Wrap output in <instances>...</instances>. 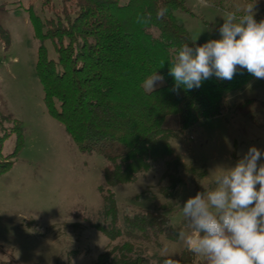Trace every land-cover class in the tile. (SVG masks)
I'll list each match as a JSON object with an SVG mask.
<instances>
[{
    "label": "trees",
    "instance_id": "16d2710c",
    "mask_svg": "<svg viewBox=\"0 0 264 264\" xmlns=\"http://www.w3.org/2000/svg\"><path fill=\"white\" fill-rule=\"evenodd\" d=\"M50 2L43 3L51 13L43 21L26 10L40 43L36 74L45 107L81 152L98 154L107 162L104 183L98 187L102 213L88 226L112 245L92 264H162L164 257L146 252L150 247L160 249L162 239L176 241V227L160 210L135 209L120 221L113 189L133 184L163 162L160 179L166 185L158 189L163 198L176 197L183 182L180 173L195 192H204L200 183L207 171L184 168L170 140L201 121L221 116L228 97L243 90L254 76L238 67L231 80L213 75L198 89L172 91L170 61L183 44L193 46L174 16L176 10H185L182 0H59L57 7ZM160 8L168 12L157 20ZM147 13L152 22L137 24V15ZM7 37L0 29L4 45ZM45 42L54 58L47 55ZM154 71L165 82L150 94L143 81ZM5 137H0V175L11 167L21 147L18 138L13 153L2 156ZM177 260L197 264L186 250Z\"/></svg>",
    "mask_w": 264,
    "mask_h": 264
},
{
    "label": "rangeland",
    "instance_id": "374dc122",
    "mask_svg": "<svg viewBox=\"0 0 264 264\" xmlns=\"http://www.w3.org/2000/svg\"><path fill=\"white\" fill-rule=\"evenodd\" d=\"M44 1L0 0V29L8 36L6 45L0 40V137L6 136L2 156L12 154L21 139L11 167L0 175V263L92 264L112 245L88 226L102 213L98 187L104 183L107 162L81 152L45 107L36 74L40 43L26 11L31 9L42 21L50 18ZM182 1L185 10H176L175 19L197 45L220 39L225 13L239 15L249 3L254 4L256 21L264 20V0H206L207 6L201 0ZM50 3L57 7L59 0ZM44 47L54 58L50 43ZM170 146L184 168L207 171L201 188L215 187L217 168L234 166L251 146L264 152V79L254 77L228 97L221 116L178 132ZM163 171L164 163H155L133 184L113 189L120 221L135 209L160 210L177 231H188L181 207L197 192L180 173L183 182L176 197L163 198L158 191L166 185L160 179ZM165 248L174 259L188 251L179 239H162L160 249L150 247L146 255L163 257ZM192 256L197 264H206Z\"/></svg>",
    "mask_w": 264,
    "mask_h": 264
},
{
    "label": "clouds",
    "instance_id": "9594fccd",
    "mask_svg": "<svg viewBox=\"0 0 264 264\" xmlns=\"http://www.w3.org/2000/svg\"><path fill=\"white\" fill-rule=\"evenodd\" d=\"M207 6L206 0H201ZM167 8L156 12V19L167 15ZM254 4L241 13L226 12L219 28L220 39L190 47L183 44L170 61L169 75L174 78L173 92L198 89L215 75L231 80L238 67L256 79H264V20L256 21ZM152 14H138L136 23L148 25ZM165 82L154 71L143 81L150 94ZM264 152L251 146L234 166L217 168L215 187L197 192L181 207L188 231L177 237L187 250L206 264H264ZM219 170V171H218ZM259 186V187H257ZM162 264H179L167 248Z\"/></svg>",
    "mask_w": 264,
    "mask_h": 264
}]
</instances>
